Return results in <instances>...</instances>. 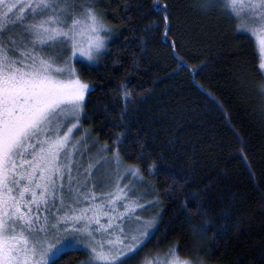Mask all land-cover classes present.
<instances>
[{
    "label": "trees",
    "instance_id": "1",
    "mask_svg": "<svg viewBox=\"0 0 264 264\" xmlns=\"http://www.w3.org/2000/svg\"><path fill=\"white\" fill-rule=\"evenodd\" d=\"M199 3L101 0L106 47L93 65L74 62L90 86L81 129L140 168L156 221L128 264L170 248L194 264H264V73L232 10ZM85 262L73 247L57 264Z\"/></svg>",
    "mask_w": 264,
    "mask_h": 264
},
{
    "label": "snow or ice",
    "instance_id": "2",
    "mask_svg": "<svg viewBox=\"0 0 264 264\" xmlns=\"http://www.w3.org/2000/svg\"><path fill=\"white\" fill-rule=\"evenodd\" d=\"M99 2L0 0V264H57L81 243L89 250L86 264H128L154 234L155 218L136 215L150 206L140 203L146 193L133 195L129 180L140 168L121 169L119 150L87 143L88 130L79 126L90 86L70 60L79 53L93 61L105 49L109 26ZM221 7L247 9L264 31V0H225ZM258 88L264 98V78ZM121 95L127 109L131 94ZM98 236L108 237L107 247ZM169 252L167 264H194Z\"/></svg>",
    "mask_w": 264,
    "mask_h": 264
},
{
    "label": "rangeland",
    "instance_id": "3",
    "mask_svg": "<svg viewBox=\"0 0 264 264\" xmlns=\"http://www.w3.org/2000/svg\"><path fill=\"white\" fill-rule=\"evenodd\" d=\"M223 3L225 2V0H221ZM236 2L239 4V3H245L247 2V0H236ZM258 2V0H257ZM230 9V8H229ZM233 12V11H232ZM233 14L236 15V18L238 19L239 23H240V28H242L243 30H245L246 32H248L251 37L254 39V42H255V45L257 47V51H258V54H259V57H260V62H261V59L262 57H264V53L261 52V41L264 40V31H262L258 26H255L253 23H252V18H251V15L250 13H248V10L247 9H242L240 11L239 14L233 12ZM104 20V19H103ZM105 22V21H104ZM106 23V22H105ZM108 25V24H107ZM253 27H256V30L253 31ZM111 28L108 27V30L106 32H104L103 34L106 36V43H107V38L109 35H111ZM104 51V50H103ZM102 51V52H103ZM81 61V62H84L85 64H90V65H93L96 63V59L93 60V61H87L86 58L84 57H81L79 55V53H77L75 56H73L70 60V63L72 64V66L74 67V62L75 61ZM263 73H264V69H262ZM81 121V119H80ZM80 121H79V126H80ZM80 128H82L80 126ZM82 130H85V129H82ZM87 130V129H86ZM75 131V130H74ZM81 133L80 132H75V136H80ZM88 135L90 136V140L87 142V143H91V141L93 140L91 134L88 132ZM91 151V150H90ZM96 151V150H95ZM95 151H92V153H94ZM87 155L88 153H85V158H87ZM125 167V165H122L121 164V169H123ZM97 178L99 179V174H97ZM129 180H131L134 188H135V193H133V195H136V194H140V190H139V183H137V179L135 178L134 180H132L131 176L129 175ZM129 181L126 180L125 183H128ZM97 192H101V191H108V189L106 187L104 188H100L98 187L96 189ZM146 202V197L143 196V199L140 201L141 204H144ZM146 207V206H145ZM143 209V212H138L136 213L137 216H141L145 219H148L150 217V209L148 208H145ZM98 240H102L103 241V244L105 247H107V239L108 237H97ZM74 248H78V249H81L85 252L86 254V260L88 259V256H89V250L87 249L86 245L84 244H76V245H73L72 247H70L71 249ZM69 248V249H70ZM69 249H65V250H69ZM177 257V256H176ZM172 258V255L171 256H164V257H156V259H150V260H147V261H150L151 264H167V261L169 259ZM177 258H180L182 259L181 257H177ZM86 263V262H85ZM139 264H144V261L143 262H140Z\"/></svg>",
    "mask_w": 264,
    "mask_h": 264
}]
</instances>
